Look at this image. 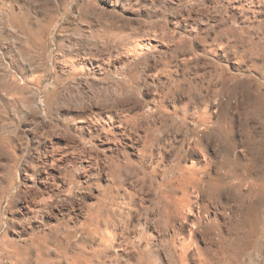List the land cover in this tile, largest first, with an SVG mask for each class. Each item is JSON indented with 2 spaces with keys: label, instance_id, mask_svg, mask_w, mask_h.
Wrapping results in <instances>:
<instances>
[{
  "label": "bare ground",
  "instance_id": "6f19581e",
  "mask_svg": "<svg viewBox=\"0 0 264 264\" xmlns=\"http://www.w3.org/2000/svg\"><path fill=\"white\" fill-rule=\"evenodd\" d=\"M227 1L241 23L264 19V0ZM249 51L263 54L264 46ZM216 55L227 64L209 63L197 78L167 77L155 68L153 79L168 87L152 93L146 121L126 115L120 105L127 97L114 93L87 109H67L61 121L77 137L65 139L56 154L51 146L45 164L70 162L83 182L100 176L106 183L85 206L61 202L44 212V193L50 199L75 184L59 171H44L39 195L20 205L16 235L22 238L7 244L9 264H264V60ZM102 58L82 56L80 66L103 75L110 64ZM10 83L0 91L17 93ZM92 140L114 151L101 172L92 156L76 150V142ZM51 247L57 257H50Z\"/></svg>",
  "mask_w": 264,
  "mask_h": 264
},
{
  "label": "rangeland",
  "instance_id": "374dc122",
  "mask_svg": "<svg viewBox=\"0 0 264 264\" xmlns=\"http://www.w3.org/2000/svg\"><path fill=\"white\" fill-rule=\"evenodd\" d=\"M102 19L106 28L99 26ZM239 21L227 0H118L116 5L103 0H0V86L11 82L18 88L15 95L0 91V264H9L7 244L21 242L16 235L19 208L36 193L44 171H59L76 184L70 193L54 190L50 199L44 193V212L61 202L85 206L106 183L100 176L83 182L70 162L55 158L54 165L45 164L51 146L56 154L65 139L77 137L61 121L67 109L80 110L101 101L103 93L115 94L128 98L120 105L126 115L146 121L151 96L168 87V81L153 79L155 68L167 77L197 78L208 73L211 63L227 64L218 52L262 62L264 53L251 55L249 49L264 46V19ZM82 56L105 57L110 66L97 77L80 66ZM94 142H76V150L92 156L94 171L101 172L114 151ZM57 256L51 247L50 257Z\"/></svg>",
  "mask_w": 264,
  "mask_h": 264
}]
</instances>
